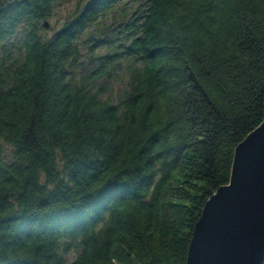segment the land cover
Wrapping results in <instances>:
<instances>
[{
  "label": "trees",
  "instance_id": "trees-1",
  "mask_svg": "<svg viewBox=\"0 0 264 264\" xmlns=\"http://www.w3.org/2000/svg\"><path fill=\"white\" fill-rule=\"evenodd\" d=\"M63 1L0 0V264H186L264 120V0H78L49 33Z\"/></svg>",
  "mask_w": 264,
  "mask_h": 264
},
{
  "label": "water",
  "instance_id": "water-1",
  "mask_svg": "<svg viewBox=\"0 0 264 264\" xmlns=\"http://www.w3.org/2000/svg\"><path fill=\"white\" fill-rule=\"evenodd\" d=\"M263 262L264 120L237 145L230 182L206 201L186 264Z\"/></svg>",
  "mask_w": 264,
  "mask_h": 264
},
{
  "label": "rangeland",
  "instance_id": "rangeland-1",
  "mask_svg": "<svg viewBox=\"0 0 264 264\" xmlns=\"http://www.w3.org/2000/svg\"><path fill=\"white\" fill-rule=\"evenodd\" d=\"M77 1L78 0H65L61 3L58 10L56 11V15L50 20L52 30H49V33H52L53 30L60 28L68 13L74 9ZM112 86L113 90L111 91V97L117 100L120 91L125 87V82L115 83ZM76 255L77 251L72 250L66 253L65 257L71 261L76 257Z\"/></svg>",
  "mask_w": 264,
  "mask_h": 264
}]
</instances>
